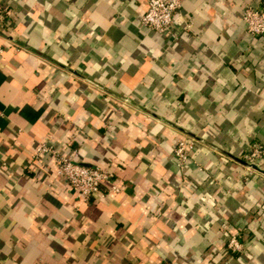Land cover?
Here are the masks:
<instances>
[{
    "label": "crops",
    "instance_id": "obj_1",
    "mask_svg": "<svg viewBox=\"0 0 264 264\" xmlns=\"http://www.w3.org/2000/svg\"><path fill=\"white\" fill-rule=\"evenodd\" d=\"M0 1V264H264V158L224 153L264 146L257 0H184L168 35L148 0ZM45 141L120 190L77 197Z\"/></svg>",
    "mask_w": 264,
    "mask_h": 264
},
{
    "label": "built area",
    "instance_id": "obj_2",
    "mask_svg": "<svg viewBox=\"0 0 264 264\" xmlns=\"http://www.w3.org/2000/svg\"><path fill=\"white\" fill-rule=\"evenodd\" d=\"M184 0H148L147 9L142 15L141 23L159 34H170L173 16L179 12ZM4 5L0 1V27L4 19ZM242 20L246 31L251 36L264 37V0H257L255 5H248L242 11ZM194 140L187 136L176 139L173 154L177 164H183L189 158V152L194 147ZM49 156L55 162L56 174L63 178L77 197L89 200L100 193L101 185L109 182V190L118 192L120 187L112 182L111 171L99 166L83 165L61 152L53 144L45 141L39 143L32 158ZM264 158V146L252 143L242 159L260 168ZM251 168V167H249ZM253 169V168H251ZM227 247L235 252L243 250L237 234H232L227 241ZM158 264H173L162 260Z\"/></svg>",
    "mask_w": 264,
    "mask_h": 264
},
{
    "label": "water",
    "instance_id": "obj_3",
    "mask_svg": "<svg viewBox=\"0 0 264 264\" xmlns=\"http://www.w3.org/2000/svg\"><path fill=\"white\" fill-rule=\"evenodd\" d=\"M186 134H188V135L191 136V137L197 138V137H196L194 134H192L191 132L186 131ZM198 139H199V138H198ZM224 153L227 154L229 157H231L233 160H235V161H237V162H239V163H241V164H243V165H245V166H248V167H251V168H253V169H255V170H259V171H261V170L259 169V167H258L257 165H255V164H253V163H249V162L243 160L242 158H240V157H238V156H234V155H232V154H230V153H228V152H224Z\"/></svg>",
    "mask_w": 264,
    "mask_h": 264
}]
</instances>
